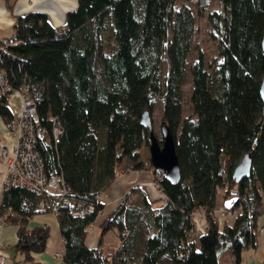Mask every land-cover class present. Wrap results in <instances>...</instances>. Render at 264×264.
<instances>
[{
	"label": "trees",
	"instance_id": "trees-1",
	"mask_svg": "<svg viewBox=\"0 0 264 264\" xmlns=\"http://www.w3.org/2000/svg\"><path fill=\"white\" fill-rule=\"evenodd\" d=\"M177 5L78 0L62 26L44 12L19 15L12 36L0 45V69L13 89L27 87L34 101L45 171L66 187L49 196L22 186L3 192L0 219L18 226L12 247L29 264H40L34 255L45 251L50 236L49 226L29 224L35 214L50 212L43 202L57 207L64 264H220L223 257L241 264L243 250L258 245L264 211V0ZM202 17L219 58L210 64L200 52L189 65ZM188 71L192 112L183 117ZM9 97L0 98L7 122L13 116L5 104ZM155 97L174 134L180 179L159 181L165 199L157 205L133 186L90 246L88 235L105 208L101 193L121 172L151 165L139 160L149 140L141 116L145 110L151 115ZM52 118L63 130L58 142ZM247 152L253 155L251 173L237 183L233 170ZM219 192L223 219L214 212ZM88 206L91 213L72 214ZM198 209L208 227L196 240L192 214ZM108 232L115 242L105 239Z\"/></svg>",
	"mask_w": 264,
	"mask_h": 264
},
{
	"label": "crops",
	"instance_id": "crops-1",
	"mask_svg": "<svg viewBox=\"0 0 264 264\" xmlns=\"http://www.w3.org/2000/svg\"><path fill=\"white\" fill-rule=\"evenodd\" d=\"M77 6L78 0H0V45L6 43L8 38L12 36L13 25L19 15H24L31 11L44 12L53 25L62 26L66 23L68 11L75 9ZM5 104L9 107L11 114H14L20 107V101L14 95H11ZM2 144L6 145L11 151L14 139L7 127L6 117L0 112V147ZM146 147L149 148L148 146L142 148L139 159L145 164L146 159L144 157L141 158V155L143 149ZM5 172L6 165L4 161H0V204L3 201L4 190L1 187V182ZM154 172L152 164L149 167L130 169L129 171L125 170L101 193L100 199L105 204V208L102 213L98 215L88 235V244L90 246H95L98 243L99 236L101 233L103 234L101 223L114 208L115 204L118 203L122 196L133 186L140 185L145 190L146 196L154 205L161 203L165 199V195H163L162 191L160 193L152 184V180L155 176ZM192 220L194 224L193 237L194 234H196L198 237L195 238V236L194 239L197 240L206 232L208 223L206 219L200 215H192ZM29 224L30 226L42 224L50 227V236L47 241L46 249L42 253H36L34 255L35 260L40 264H64L63 254L65 244L59 229L57 216L52 212H40L31 217ZM17 230L18 226L16 224L9 223L7 225H2L0 222L1 252L5 256V264H20L19 261H23V264H29L25 260L24 255L16 253L12 247L18 239ZM105 239L110 242L116 241L113 232H108L105 235ZM58 253L62 254V256H58Z\"/></svg>",
	"mask_w": 264,
	"mask_h": 264
},
{
	"label": "built area",
	"instance_id": "built-area-1",
	"mask_svg": "<svg viewBox=\"0 0 264 264\" xmlns=\"http://www.w3.org/2000/svg\"><path fill=\"white\" fill-rule=\"evenodd\" d=\"M213 0H190L193 4L200 7H207ZM12 93L17 94L22 101V108L16 111L12 118L7 122V127L14 139L11 151L4 144L0 147V161H4L6 172L1 182L3 190L11 187L22 186L38 192H46L49 196L51 193L59 194L66 192V187L61 188L62 179L58 175L48 176L45 171L44 160L37 147L36 127L39 117L36 112L34 101L28 94L27 87L13 89L4 72L0 69V98L9 97ZM53 121V138L58 142L62 134L60 123L52 118ZM157 182L163 179L164 174L157 173ZM161 189V188H160ZM162 191V189H161ZM129 192V191H128ZM238 193L237 190L234 191ZM42 208L50 209L57 215V207L48 205L43 202ZM226 210V208H224ZM93 211L92 206L84 209L72 211L74 216H83ZM102 213V212H101ZM2 225H7L5 219H0ZM260 232H264V226L259 227ZM0 240V264H5V256L1 252ZM58 256L62 254L58 253Z\"/></svg>",
	"mask_w": 264,
	"mask_h": 264
},
{
	"label": "rangeland",
	"instance_id": "rangeland-1",
	"mask_svg": "<svg viewBox=\"0 0 264 264\" xmlns=\"http://www.w3.org/2000/svg\"><path fill=\"white\" fill-rule=\"evenodd\" d=\"M177 3H178L177 6L179 7L181 5V0H177ZM191 4L196 6L197 8L200 7L196 4H193L192 2H191ZM205 9H207V8H205ZM199 25L201 27V30L195 34V48L193 49V51L189 55V59H188L189 65H191L195 61V59L197 58V56L200 52L203 53V55H204V57L208 63L214 64L218 61V58H219L217 41L208 33V25L206 24L205 18L202 17L200 19ZM171 35H172V32L170 31V36ZM167 69H168V61L164 55L163 60H162V75L163 76L166 74ZM192 89H193L192 78L190 75V71H188V76H187L186 82L183 85V93H184V95H183V117L188 116L192 112L191 101H190ZM11 95H14L19 99V101H20V107L18 109V111H19L22 108L21 98L15 93H12ZM154 99H155V102H154V106L151 110V120H152L155 135L157 136V138L159 140L163 137V135H162V124L164 122L163 118H162L163 102H162L160 97H155ZM142 157H144L146 159V164H149V162L151 163V161L149 160V158H150L149 148L146 147L145 149H143L141 158ZM156 178H157V176L155 175L153 180H152V184L161 193V189H160L161 187L158 184ZM234 191H236V190H233V192ZM222 200H223L222 199V192L221 193L219 192L217 208L214 210V212L221 219H223V217H225V215L227 214L226 213L227 211L224 210L225 207L221 203ZM192 215H195V216L200 215L206 219L204 211L202 209H198V210L194 211V213ZM258 221H259L260 227H261V225H264V211H263V214L259 217ZM192 236H193V234H192ZM195 236H196V234H194V237ZM197 237L198 236H196L195 238H197ZM263 261H264V232H262L260 234L259 242H258V245L256 247L251 246V247L243 250V252H242V263L241 264H261ZM232 262H233V260H232ZM232 262H229L228 260L225 259V257H223L222 260L220 261V264H234ZM19 263L23 264V261H19Z\"/></svg>",
	"mask_w": 264,
	"mask_h": 264
},
{
	"label": "water",
	"instance_id": "water-1",
	"mask_svg": "<svg viewBox=\"0 0 264 264\" xmlns=\"http://www.w3.org/2000/svg\"><path fill=\"white\" fill-rule=\"evenodd\" d=\"M262 48L264 51V35L262 37ZM261 97L264 101V78L261 84ZM141 123L148 128V147L150 151V161L156 173L164 174L165 178L170 181H178L180 179V162L177 155L174 134L166 122L162 124L163 141L159 142L155 135L151 115L145 110L141 116ZM253 155L247 152L233 170V178L238 183L243 178L248 177L252 169Z\"/></svg>",
	"mask_w": 264,
	"mask_h": 264
},
{
	"label": "flooded vegetation",
	"instance_id": "flooded-vegetation-1",
	"mask_svg": "<svg viewBox=\"0 0 264 264\" xmlns=\"http://www.w3.org/2000/svg\"><path fill=\"white\" fill-rule=\"evenodd\" d=\"M162 141H163V137H162L161 139H159V142H160V143H162Z\"/></svg>",
	"mask_w": 264,
	"mask_h": 264
}]
</instances>
